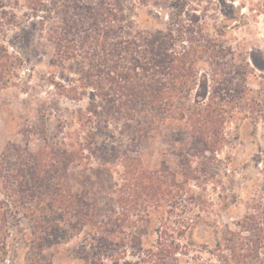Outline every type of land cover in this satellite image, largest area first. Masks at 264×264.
I'll return each mask as SVG.
<instances>
[{
	"label": "trees",
	"instance_id": "1",
	"mask_svg": "<svg viewBox=\"0 0 264 264\" xmlns=\"http://www.w3.org/2000/svg\"><path fill=\"white\" fill-rule=\"evenodd\" d=\"M106 4H87L89 22L72 18L70 9L62 10L60 20L58 12L40 18L54 45L53 65L77 67L79 77L62 85L67 97L79 98L87 88L93 93L78 127L60 119L50 133L43 123L36 149L9 143L0 153L2 257L12 222L25 219L31 231L25 264H49L41 259L47 248L81 236L80 250L94 249L103 261L113 262L138 247L151 264H180V256L196 247L188 234L205 217L204 196L191 182L200 186L209 156L217 159L231 145L230 122L241 114L264 123V71L257 88L250 86L248 72L255 68L248 58L223 72L221 60L235 56L234 50L210 36L206 17L189 14L186 20L176 12L168 15L166 30L142 29L120 0ZM13 15L0 10V31ZM259 56L264 63L263 53ZM17 58L0 40L2 84L10 81ZM252 61L258 66L255 57ZM204 63L213 66L212 74ZM209 75L217 83L224 77L222 92L216 87L212 93ZM156 135L169 139L179 171L166 160L155 168L144 165L140 144ZM117 166L122 170L111 188ZM75 168L96 174L97 180L90 178L78 190L70 182ZM261 205L254 199V210L237 222V229L225 224L216 230L220 250L224 247L219 261L254 264L264 253ZM151 216L158 218L156 238L143 246L138 228Z\"/></svg>",
	"mask_w": 264,
	"mask_h": 264
},
{
	"label": "rangeland",
	"instance_id": "2",
	"mask_svg": "<svg viewBox=\"0 0 264 264\" xmlns=\"http://www.w3.org/2000/svg\"><path fill=\"white\" fill-rule=\"evenodd\" d=\"M106 1L111 5V0H0V10H7L15 16L12 23L2 27L0 40L11 54L18 57L13 62L14 74L10 81L2 84L0 79V153L9 143L23 147L29 143L31 149H36L41 143L39 134L43 123L50 133L56 132L60 119L71 120L73 128L79 126L77 120L87 112L93 89H84L87 91L76 99L67 97L63 86L72 83L69 82L72 77H79L77 67L63 69L53 65L54 45L48 33L42 30L40 18L58 12L60 20L62 10L70 9L72 18H83L82 22H89L87 4L97 7ZM120 1L126 14L142 29L166 30L168 15L176 12L186 20L189 14L206 17L210 36L234 50L235 56L228 54L221 60L223 72L229 65L239 64L248 58L255 68L254 73L252 70L248 72L250 86L257 88L259 75L264 71L260 65L264 66V63H261L259 56V53L264 56V0ZM34 12H39V16H35ZM75 12H80L82 16L74 17ZM252 57L258 60V66L253 63ZM202 68L210 74L213 66L204 63ZM212 76L209 75L212 93L216 87L222 92L225 88L224 77L218 78L220 83H217ZM239 118L226 128L231 145L225 147L217 159L209 156L200 171L204 178L200 186L195 181L191 182L192 189L204 196L202 210L205 217L203 223L200 222L188 234L187 240L196 247L188 255L180 256V264H225L218 259L224 247L220 250V234L216 230H222L225 224L237 229V222L249 210H254V199L262 200L261 206L264 207V158L260 157L264 149V123H256L241 114ZM126 145L124 139L122 146L125 148ZM140 148L146 167L155 168L166 160L179 171V157L171 153L167 137L156 135L143 140ZM121 170V167H115L111 188ZM90 178L97 180L96 174L82 168L71 170L70 182L78 190L86 188ZM157 219L151 216L150 221L138 228L143 232V246L155 240ZM12 223L7 237L8 252L2 257L0 250V264H25L31 243L30 225L25 219ZM83 237L47 248L41 259L49 264H151L142 257L138 247H129V252L122 253L113 262L100 260L94 249L80 250L79 243ZM254 264H264V253Z\"/></svg>",
	"mask_w": 264,
	"mask_h": 264
}]
</instances>
